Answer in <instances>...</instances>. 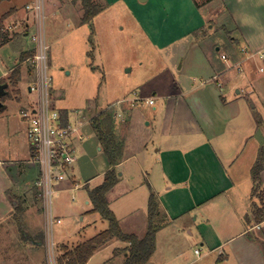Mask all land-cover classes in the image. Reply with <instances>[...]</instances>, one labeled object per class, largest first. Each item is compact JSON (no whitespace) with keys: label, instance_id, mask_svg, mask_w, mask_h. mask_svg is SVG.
Listing matches in <instances>:
<instances>
[{"label":"crops","instance_id":"0c3cea01","mask_svg":"<svg viewBox=\"0 0 264 264\" xmlns=\"http://www.w3.org/2000/svg\"><path fill=\"white\" fill-rule=\"evenodd\" d=\"M117 2L129 4L151 40L164 48L191 35L204 36L200 33L217 9L225 12L238 36L232 37L233 41H237L236 56L228 52L201 53L203 72L210 78L214 75L223 77V84L218 78L209 81L212 86L208 88L205 87L207 81L199 85L187 83L166 64L142 85L143 97L146 96L147 102L153 99L151 105H157L155 110L158 114L154 122L140 121L134 111L125 105L118 110L111 108L118 111L115 115L119 121L125 119L122 114L129 112L127 132L123 138L118 137L123 147L116 165L119 181L106 194L120 227L126 233L143 238L149 228V199L153 195L159 207L155 218L158 228L155 251L148 264L156 256L164 259L161 264H192L198 260L205 263L206 259L209 264H264V94L257 96L260 102L257 116L249 108L248 101L240 96L241 90L229 95L228 85L232 78L225 73L228 68L221 57L226 54L231 63H239L244 55L264 60V0H105V3ZM17 9L14 7L4 14L7 16L4 21L11 22L10 19L15 17V22L25 20L18 15ZM28 21L29 16L24 21L27 28L23 32L16 28L6 43L17 41L21 44L20 64L0 75V79H6L14 69H18L14 86L24 75L35 79L29 61L35 47H24L26 37L31 35ZM30 37L32 40V35ZM23 63H28L26 69H22ZM256 87L260 93L264 90L263 86ZM28 92H33L30 85ZM17 94L23 97L21 89ZM52 98L61 111L63 122L79 124L81 130L86 123L81 118L82 110L59 108L53 93ZM36 101L30 102L27 98L20 109L30 108ZM6 107V101H2L0 111ZM88 109L93 110L91 107ZM99 113L90 118L89 123L98 139L99 149L104 151L92 125V119ZM110 130L114 133V126ZM130 133L131 150L128 149ZM82 141L83 138H73L75 151ZM29 150V157L25 154L22 159H0V165L5 166V170L0 172L5 176L0 192L5 197L6 209L3 217L0 215V225L13 214H18L15 216L17 219L23 213L26 225L42 219V212L36 207L40 169L32 161L31 146ZM107 160L105 170L85 176L82 184L74 173L76 160L68 167L65 179L54 182V193L74 192L83 187L81 193H86L85 202L90 207L89 211L94 212L89 191L103 182L105 172L111 167ZM130 161L131 167L128 165ZM257 161L263 165L258 183L252 173ZM33 169L37 175L31 177ZM96 178L101 180L91 186ZM121 190L123 193L119 194ZM137 192L139 194L135 195ZM122 197H125L124 203L119 201ZM68 208L70 211L66 214L81 213L80 205ZM55 216L61 219L55 224H62L63 212L60 208ZM101 218L105 227L79 241L68 239L66 232L59 229L57 245L64 251L63 261H66V252L74 251L108 229V221ZM42 227L40 223L38 229L29 230L31 236L26 240L23 235L22 239L19 238L21 231L26 232L20 226H3L0 232L15 234V241L23 246L30 244L29 248H33L42 244V240L38 239L43 232ZM128 246L127 242L114 238L99 247L85 264H125L128 253L121 250ZM197 249L199 253H196ZM188 250L195 256L193 260H189Z\"/></svg>","mask_w":264,"mask_h":264},{"label":"rangeland","instance_id":"374dc122","mask_svg":"<svg viewBox=\"0 0 264 264\" xmlns=\"http://www.w3.org/2000/svg\"><path fill=\"white\" fill-rule=\"evenodd\" d=\"M34 1L0 0V18L14 7L18 8V15L25 20L29 16L28 22L32 35L36 22L27 5H33ZM199 1L202 2V0ZM96 3L101 6V12L91 21L82 22L83 0H44V35L49 45L47 63L48 72L53 78L51 89L53 97L59 108L67 107L70 110L77 108V112L82 110L81 118L86 121L80 130L83 141L76 146L77 161L73 165L76 179L81 184L85 176L102 172L108 166L106 154L99 149L98 139L89 123L90 118L104 111L106 114L103 120L104 125L109 129L114 126L113 134L121 144L119 139L123 138L127 132L129 112L122 114L125 119L119 121V117L115 115L118 111L115 110L125 105L132 109L135 117L140 121L142 119L144 123L154 122L158 114L155 110L157 105L149 104L146 96L143 97L144 82L150 80L167 64L187 83L199 85L202 81H207L205 87H211L209 81L212 78L201 68L203 61L201 53L228 52L236 56L237 41H233L232 37H238L234 24L225 12L217 9L200 33L204 36L191 35L164 48L151 40L129 4L105 3V0H96ZM15 19L17 18L10 19L11 22L4 21L9 34H13L16 28L21 32L27 28L25 26L27 22L24 24L25 20L15 22ZM30 36L26 37L25 48H33L36 45ZM20 45L15 41L0 46V75L3 71L20 64ZM217 48H220V51H217ZM241 60L238 61L240 65L232 62L233 66L225 72L232 78L228 85L229 95L241 90L240 96L245 102L248 101L249 108L257 116L260 113V102L257 96L262 97L264 90L260 93L256 85L264 87V60L260 57L246 58L245 55ZM27 66L28 63H23L22 69H26ZM31 66H33L32 63ZM240 66L243 68L242 71H239ZM9 78L0 79V84L9 83L7 94L0 98V103L6 101L7 104V107L0 111V159L5 161L11 158L22 159L25 154L29 157L30 142L26 135V125L20 117V108L27 98L34 103L38 98L37 91L31 94L28 92V86L35 81V79L32 80L33 77L24 75L16 86H14L16 83H10ZM221 79L223 80V77L218 75L220 82ZM18 89L22 90L23 97L17 94ZM90 107L93 108L92 111L88 109ZM136 135L139 134L136 133ZM128 140V149L131 150V133ZM128 165L131 167V161ZM37 167L40 169L38 164ZM1 170H5L4 165H0V172ZM34 175L37 174L33 169L31 177ZM4 178L5 176L0 173V189ZM99 180L101 179L96 178L91 182V186ZM81 191H84L83 187L74 192L61 191L52 194V212L55 215L58 208L63 212L62 224H54L48 232L54 242L52 250L47 235L46 213L48 210L43 204L41 188L37 190L36 207L42 212V219L39 218L38 221L35 220L36 222L32 221L28 223L30 225H26L27 220L22 213L23 215L20 214L17 219L15 216L18 214H13L8 221L6 219L1 221L3 224L0 225V230L3 226L9 225L20 226L25 230L26 232L21 231L19 234V238L22 239L23 235L24 240L31 236L29 230L38 229L40 223L43 226L41 228L43 232L38 236V239L42 240L41 246L33 248H29L30 244L23 246L19 241H15L17 238L15 234L4 235L0 232V264H66L69 254L73 251L66 252L64 255L66 261L62 260L64 251L57 245L59 229L66 232L68 239L79 241L105 227L102 225V216L100 217L95 211H89L90 207L85 202L86 193L83 194ZM122 193L121 190L119 194ZM138 194V192L135 193V195ZM119 201L124 203L125 197L120 198ZM70 205H80L81 213L78 211L66 214L70 211L68 208ZM5 212V197L0 192V215L3 217ZM18 212L20 211H15V213ZM92 214L94 216L91 217ZM105 224H107L106 221ZM121 251L123 253L127 249ZM187 256L189 260L195 257L189 250ZM163 260L160 256H156L150 260V264H161ZM203 261L198 260L192 264H209L207 259L205 263Z\"/></svg>","mask_w":264,"mask_h":264},{"label":"built area","instance_id":"2783aa9c","mask_svg":"<svg viewBox=\"0 0 264 264\" xmlns=\"http://www.w3.org/2000/svg\"><path fill=\"white\" fill-rule=\"evenodd\" d=\"M27 8H30V14L36 22L34 33H32V40L36 43L35 52L29 61L33 65L35 74V81L30 86V90L37 91L38 98L34 106L21 109L20 112L27 124L26 135L31 146L32 161L40 167V188L44 207L46 206L48 210L46 225L52 250L54 242L48 232L55 223L61 222V219L57 218L51 210L53 185L55 181L65 179L68 167L77 160L73 138L82 139L83 136L80 134L79 124L63 122L61 111L55 106L52 98L53 78L48 72L47 63L49 45L44 35V0H35L33 5H27ZM221 57L227 68L233 66L226 54H222ZM237 64L240 65V62ZM242 70L240 66L239 71ZM217 78V75L212 77L213 81ZM137 99H139L138 96ZM148 102L153 104L154 100L149 99ZM196 253H199L198 249Z\"/></svg>","mask_w":264,"mask_h":264},{"label":"trees","instance_id":"16d2710c","mask_svg":"<svg viewBox=\"0 0 264 264\" xmlns=\"http://www.w3.org/2000/svg\"><path fill=\"white\" fill-rule=\"evenodd\" d=\"M83 6L84 14L81 19L82 22L91 21L101 11V6L96 3V0H83ZM6 17L7 16L4 15L0 18V46L9 42L11 38V35L4 25ZM17 72L18 69H14L10 75V83H16ZM105 115L104 111L99 113L92 119V125L109 159L111 167L105 172L103 182L89 191V198L94 205L93 211L100 213L101 216L108 221L109 227L86 243L79 245L69 254L70 256L66 264H85L99 247L114 238L129 244L127 247L128 255L125 264H148L150 257L155 251V236L158 228L155 223V218L159 213V207L154 196L151 195L149 199V228L143 238H139L132 233H126L120 227L119 220L109 207L106 194L119 181V173L116 169V165L119 163V156L121 155L123 147L115 138L113 132L104 125L103 120ZM262 167V163L257 161L252 169L253 176L257 183L260 179Z\"/></svg>","mask_w":264,"mask_h":264},{"label":"water","instance_id":"95a60500","mask_svg":"<svg viewBox=\"0 0 264 264\" xmlns=\"http://www.w3.org/2000/svg\"><path fill=\"white\" fill-rule=\"evenodd\" d=\"M8 87H9V83L8 82L0 84V98L5 96V94L7 93V88ZM0 106H2V103H0Z\"/></svg>","mask_w":264,"mask_h":264}]
</instances>
